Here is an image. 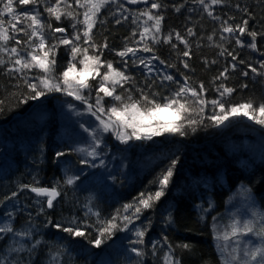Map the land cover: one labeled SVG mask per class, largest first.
Returning a JSON list of instances; mask_svg holds the SVG:
<instances>
[{
	"label": "trees",
	"instance_id": "trees-1",
	"mask_svg": "<svg viewBox=\"0 0 264 264\" xmlns=\"http://www.w3.org/2000/svg\"><path fill=\"white\" fill-rule=\"evenodd\" d=\"M152 2L148 0L147 4H130L128 0H114L97 15L92 29L97 45L105 42L108 44L106 49H100L103 52L101 59L112 61L114 67L121 68L133 78L125 87L132 90L134 97L139 98L136 89L142 88L149 93H160L157 99L162 101L164 96L170 95L179 86L176 82L162 79L164 75H173L179 83H184L187 77L188 82L197 89L203 83L207 89L204 95L208 100L215 99L216 82L233 88L235 91L232 94L235 96L257 100L264 98V74L252 72L254 67L247 61L249 57L264 60V0H221V3L215 5L211 4V0H205L209 5L208 10L199 0H154L161 7L151 9V12L163 17L161 32L158 34L160 42L153 44L149 38L147 43L154 51L143 52L144 42L137 44L135 41H140L139 33L143 31L141 22L147 17L141 16L137 24H133L132 20L134 15L150 9ZM55 3L56 0H47L35 5V11L39 12L45 24L46 48L58 44L59 38L63 37L53 32V29L65 28L64 36L69 39L74 32L73 19L61 15L57 21L45 11L46 7ZM68 3L72 5L71 8L67 5L62 7L66 11L80 13L79 18L83 19L84 9L79 8L75 0H68ZM13 6L19 12H32L34 7L31 4L19 5L15 0ZM209 11L212 15L208 14ZM8 19L10 17L5 14L4 20ZM117 19L121 23L117 24ZM245 20L248 24L243 35L238 29L234 33L223 31L222 25L235 29L237 25L243 26ZM148 23L149 26L152 24L151 21ZM48 24H51V29L47 27ZM17 27H26V24H18ZM83 28L84 25L77 24L82 39L75 43L87 47L82 44ZM189 29H192V35H189ZM134 30L136 36H132ZM253 31L258 34L255 50L248 47L253 40L248 32ZM176 33L187 41V47L176 38ZM169 34L171 42L164 43V38ZM16 39L25 41L27 36L19 33ZM237 39L244 46L237 44ZM33 41L39 43L36 37H33ZM125 44L137 49V57L144 58L146 62L155 55L165 64L153 60L150 65L153 71L149 72L138 62L133 65L134 57L129 54L124 58L128 61L125 68L121 58L116 55L117 51L124 49ZM6 46L9 49L13 46L18 50L28 49L26 44L17 45L14 40H10ZM95 51L89 48V54ZM184 51H190V57L183 56ZM36 52L43 55L39 49ZM20 54L27 56L25 51ZM0 58L5 61L0 65V223L11 220L15 230L29 226L33 230L31 239L23 240L12 233H0V254H5L10 264H49L50 255L57 252L60 253L59 264H164L163 257L170 249L173 260L179 261V264H224L226 258L230 259L229 248L221 252V246L224 245L221 238H216V226L221 212H229L227 205L233 195L237 194L227 195L226 191H221L224 188H220L219 183L201 181L200 176L192 171V163L186 152L180 156L174 155L176 158L171 155L169 145L177 146L176 141L160 148L167 141L163 135L151 140L132 143V139L122 143L111 132H101L98 139L102 143L97 148L99 156L96 159L77 151L85 147L91 150L93 143L89 136L99 126V121L86 110L87 105L63 92H50L35 100L31 99L33 93L24 83L25 73L12 70L19 67L14 64L17 57L10 58L8 53H0ZM71 58L70 46L58 44L55 49L57 74L67 68ZM82 58V54H77V61ZM184 61L189 64L188 68L184 67ZM234 64L235 68L232 67ZM225 69L227 78L220 76ZM38 72V69L33 68L27 73V78L36 82L34 75ZM245 72L248 74L244 75ZM99 80V76L95 80L92 77L87 80L93 85L89 103H94ZM118 91L122 92L123 89ZM127 94L124 93L125 96ZM111 103V97H105V107ZM192 107L196 108L194 105ZM212 114L210 106L205 108L202 123H206ZM191 117H198L201 121V116L195 110ZM248 143L249 139L242 136H226L220 143L217 139L206 141L203 147L212 149L214 145H219L221 150L213 151L217 155L222 151L241 149L237 154L241 157L246 154ZM58 152L65 155L57 156ZM233 153L231 151L229 155H236ZM173 160H176L173 175L163 188L164 195L152 201L154 207L143 209L139 219L133 218L127 226L129 230H120L123 222L118 219L116 223L119 229H112L110 235L102 237V245L95 247L92 241L98 233L95 227L89 226L96 225L97 217L93 213L98 212L103 220L111 219L117 209L132 203L140 193L161 190L158 180L172 166ZM232 163L230 171L249 172L254 183L258 180L264 182L262 161L254 162L245 158L240 162L234 158ZM150 172L152 174L149 178ZM68 176H77L78 179L72 185H67L65 180ZM22 185L55 187L61 194L54 202V207L48 208L47 198L37 197L30 188H22ZM89 208L92 212H89ZM131 211L134 209L125 214H131ZM73 219L76 223L70 224ZM56 224L64 227L79 226L86 235H70L58 229ZM137 230L145 233L143 244L132 243L137 239ZM224 233L230 234L227 243H231V233ZM246 239L253 241L252 238ZM37 240L40 244L33 250L31 246ZM21 244L25 250L11 251ZM252 246H257V243L251 242L245 246L240 242L242 249ZM132 248L142 250L144 255L137 256L131 251Z\"/></svg>",
	"mask_w": 264,
	"mask_h": 264
},
{
	"label": "snow or ice",
	"instance_id": "snow-or-ice-1",
	"mask_svg": "<svg viewBox=\"0 0 264 264\" xmlns=\"http://www.w3.org/2000/svg\"><path fill=\"white\" fill-rule=\"evenodd\" d=\"M45 2H47V0H15V3L19 5L31 4L34 6L32 12H19L13 6L14 0H0V5H2V7H0V53H8L10 58L12 56L17 57L14 60V64L19 67L12 70L25 73L24 83L33 93L30 97L31 99L35 100L50 92H63L67 96H72L82 104L87 105L86 110L99 121L98 130L100 132H111L117 139L121 140L122 143H127L133 138L136 140H151L154 136H160L165 133L183 136L186 134L183 131L185 125L178 121H186L188 125L195 124L196 121L191 118V113L195 110L197 115L201 116L202 122L204 109L209 106L213 114L208 118L214 121L216 125L223 124L225 121L229 120L230 116H243L253 121L255 124L264 127V103H260L258 106L254 105L252 101L241 104H231L228 98L235 90L230 87H225L223 84H220L216 89L219 93L218 98L208 100L204 95L207 89H205L203 83H201L199 89H197L188 82L187 77L184 78V83H179L173 75H164L162 77L163 80L176 82L179 86L173 90L170 95L164 96L162 101L157 99L160 93H149L142 88L136 89V91L139 92V98L134 97L132 90L125 87V85L132 82L133 78L127 75L121 68L114 67L112 61L102 60L101 57L103 56V52L100 51V49H106L108 44L105 42L102 45H97L93 39L92 29L96 24L97 15L108 4L114 2V0H75V4L79 8L84 9L82 13L83 19L79 18L80 13L66 11L62 7V5H67L68 8L72 7V5L68 3V0H56L54 5L45 8V11L51 16H54L57 21L61 19V15L70 17L74 21L72 24V28L74 29L72 38L69 39L67 36H63L58 40V44L70 46L72 58L69 60L67 68L57 74L55 49L58 47V44L50 45L46 48V38L44 36L45 24L40 18L39 12L35 11V5ZM141 2L147 4L148 0H128L130 4ZM199 3L204 5L205 10H208L209 5L205 3V0H199ZM219 3H221V0H211V4L213 5ZM120 7L123 8V5L121 4ZM160 7L161 5L153 0L150 9H145L133 16V24H137L141 16L147 17L146 20L141 22L143 24V31L139 33L140 41H135L137 44L144 42V47L142 48L143 52L154 51V48L147 43L149 38L153 44L160 42L158 34L161 32L163 17L151 12V9H159ZM177 11H179V9H177ZM5 14L10 17L7 21L4 20ZM208 14L212 15L210 11ZM124 19H127V17H124ZM29 21L30 23H28ZM149 21L152 22L150 26L148 23ZM116 23L119 24L121 21L117 19ZM18 24H26V27H17ZM77 24L84 25L82 29V44L87 45V47L75 43L82 39L81 30H77ZM224 24L226 25L227 22L225 21ZM247 24L248 21L245 20L243 26L237 25L235 29L232 26L222 25V27L224 32L234 33L238 29L240 34L243 35L246 31ZM47 27L49 29L52 28L51 24H48ZM53 32L65 33L66 29L57 27L53 29ZM188 32L189 35L193 34L192 29H189ZM19 33H24L27 36V40L21 41L20 39H16V35ZM136 34L137 32L134 30L132 36H136ZM248 35L253 38L248 47L255 50V38L258 34L253 31L248 32ZM33 37L38 38L39 43H35ZM176 38L185 43L187 47V41H185L179 33H176ZM209 39L211 40V37H209ZM10 40H14L17 45L22 43L26 44L28 49L31 50H18L15 46L9 49L6 45ZM170 42L171 34L164 38V43ZM236 43L244 46L240 39H237ZM173 47H175V45H173ZM89 48L95 49L96 51L93 54H89ZM36 49H39L43 55L38 54ZM21 51H25L27 56L21 55ZM136 53L137 49L125 44L124 49L117 51L116 55L121 58L125 68L128 65V61L124 58L129 54L134 57V59H132L133 65H136L138 62L140 65H144L149 72L153 71V68L150 66L153 60H159L160 64H165V61L160 60L158 56L153 55L146 62L144 58L137 57ZM77 54H82L83 58L77 61ZM223 54L222 52L221 55ZM229 55H231V53H229ZM183 56L190 57V51H184ZM232 58L234 60L236 59L235 56ZM4 63L5 61L0 58V65ZM77 63L83 65V68L77 76L73 77L71 74L77 71ZM241 63H243V61H241ZM183 64L185 68L189 67L186 61H184ZM167 66L172 67V65ZM232 67L235 68L236 65L234 64ZM261 67H264V64H262ZM33 68L39 70V72L34 75L36 82H32L27 78V73L31 72ZM101 69H104V71L101 72ZM251 70L254 73L257 71L255 68ZM226 72L227 69L221 72L220 76L227 78ZM84 73L91 75L93 80H95L97 76L100 77L96 85L94 103H89L93 85L88 83L84 78ZM92 73H95V75H92ZM247 74V72L244 73V75ZM219 78L220 77H216L215 79ZM118 89H123V91H118ZM85 90H88L87 94H85ZM125 92L128 93L127 96L124 95ZM101 93L103 95H101ZM105 97H111L113 101L108 107H105ZM193 105L196 106V108H193ZM69 107L71 108L72 105H69ZM216 109L219 111H216ZM129 129L130 131H128ZM85 131H88V129H85ZM90 135L93 139V144L90 146L91 150L81 148L77 149V151L85 152L88 156L96 159L99 156L97 148L102 143V140L97 138L96 130H93ZM63 155H65L63 152L57 153V156ZM81 163H87V161H81ZM102 164L103 161H101V165ZM175 164L176 160H173L172 166L167 169L166 173L162 174L161 178H159L158 183L161 185V190L155 193H140L132 203L123 205L122 209H117L115 215H113L111 219L103 220L100 218L98 212L93 213V215L97 217L96 225L89 226L95 227L98 233L97 238L92 241L95 247L99 248L102 245L104 242L102 237L106 234L110 235L112 229H119V225L116 223L118 219L123 222V228L120 230H129L127 226L133 221V218L139 219V214L143 209L154 207L152 201L159 200L160 197L164 195L163 188L167 186L169 179L172 177ZM76 179H78L77 176H68L65 183L67 185H72ZM22 188H30L37 197H47L46 202L48 208L54 207L53 201L61 194L55 187L44 188L22 185ZM12 195L15 196L16 193H12ZM133 209L134 211H131V214H125ZM89 212H92L91 208H89ZM8 215L11 217L12 214L9 213ZM253 215H256V213ZM260 216L261 224L258 228L254 226V221L251 219L242 222L234 221L232 225H230L233 240L231 243L221 246L222 253L226 248L231 247V252L229 253L230 259L226 258L224 264H264V214H260ZM69 223L75 224L76 222L73 219ZM55 226L76 237H84L86 235L85 231L79 226L64 227L61 224H56ZM32 231L30 226L22 230H15L11 220L0 223V233H12L15 237L21 238V240L26 238L31 239ZM253 234L260 239L259 246L242 249L239 240L235 239L238 235L248 236ZM135 235L137 239L132 241V243L143 244L144 231L137 230ZM216 238L219 239V236ZM225 239H228L227 234L225 235ZM233 243L236 245L235 247H232ZM39 244L40 241H35L31 246L32 249L34 250ZM153 247H155V245H153ZM183 247L187 248L188 245H183ZM23 250L25 249L22 244L18 248L13 247L11 249L12 252H20ZM131 251L136 253L137 256L144 255L142 250L137 248H132ZM238 253L239 255H237ZM59 259L60 253H54L50 255L49 264H59ZM163 260L164 264H179V261L173 260L171 249L169 253L164 255ZM0 264H10L5 254H0Z\"/></svg>",
	"mask_w": 264,
	"mask_h": 264
},
{
	"label": "rangeland",
	"instance_id": "rangeland-1",
	"mask_svg": "<svg viewBox=\"0 0 264 264\" xmlns=\"http://www.w3.org/2000/svg\"><path fill=\"white\" fill-rule=\"evenodd\" d=\"M57 34L64 36L66 32H58ZM247 61L257 70V72L264 74V67H261V65L264 64V60L249 57ZM76 68L77 71L71 74L73 77L80 73L83 65L77 63ZM83 75L86 80H88L89 77H92L87 73H84ZM92 75H95V73H92ZM220 84L222 83H215V99L219 96V93L216 89ZM228 101L231 104H241L247 101H252L254 102V105L258 106L260 103H264V98L257 100L231 94V96L228 98ZM216 111L219 110L216 109ZM83 115H86V112H83ZM191 118L196 121L195 124L188 125L186 121H178L180 123H184L185 126L183 131L186 133L185 135L181 136L178 134L168 133L163 134L167 141L160 148L168 146L170 143L173 144V141H176L178 143L177 146H172V149H170L169 145L168 149L171 150V155L173 158H176L174 155L178 154V156H180L183 155L184 152L188 153L192 163L191 169L195 174L200 176L199 178L201 181L205 183H219L220 188L226 189L225 194L232 190L235 194H237L231 200H237L234 203L240 204V210L221 214L217 223L219 228L216 226L217 236L223 240V245H226L229 243H227L228 239H225L226 233L224 232L229 231L231 233V227L226 225H232L234 221L242 222L248 219L253 220L254 226L257 228L261 224L260 214H264V182H259L260 180H258L256 183H254L253 176L250 175L249 172L238 173V171L232 172L229 169L233 167L232 162L234 158L240 160V162H243L245 158L251 161L259 159V161H262V164H264V127L255 124L253 121L248 120L243 116H230L229 120L219 125H216L215 122L210 119H208L206 123H202L198 117ZM95 130L98 138L101 132L98 129ZM128 131H130V129ZM230 135H235L232 137L242 136L249 139V145H245L246 154L243 153L244 155H241V157L238 156L237 154H239L241 149H237L230 150L228 152L222 151L219 155H217L213 153V151L214 149H220L219 145H214L212 149H205L203 147V144L206 141H214L217 139V142L220 143L223 137ZM89 139L93 143L91 135L89 136ZM144 140L145 139L136 140L133 138L132 143ZM179 144L181 146H179ZM231 151L236 155H229ZM82 153L85 154V152ZM225 155H227V157H225ZM223 181L225 183H221ZM257 201L263 204L262 207L258 205ZM254 213H256V215H253ZM227 236L229 238L230 234H227ZM246 238L250 240L252 238L253 241H249ZM236 239L239 240V242L244 243L245 246H248L251 242H256L257 246L260 244V239L254 234L248 236L238 235ZM235 246L236 245L234 244V247ZM229 250H231V247H229Z\"/></svg>",
	"mask_w": 264,
	"mask_h": 264
},
{
	"label": "bare ground",
	"instance_id": "bare-ground-1",
	"mask_svg": "<svg viewBox=\"0 0 264 264\" xmlns=\"http://www.w3.org/2000/svg\"><path fill=\"white\" fill-rule=\"evenodd\" d=\"M262 32H264V31H262ZM264 35V34H263ZM230 136H235V135H230ZM164 147H167V146H164ZM170 149H172V146H170ZM187 155H188V153H187ZM189 157V156H188ZM249 160V159H248ZM254 162H259V159L258 160H254ZM258 165V164H257ZM149 175V177L151 176V174H152V172H150V173H148ZM221 191H226V189H221ZM231 195V194H235L234 193V191L232 190V191H229L228 193H227V195ZM263 194H264V191H263ZM233 196H235V195H233ZM234 198V197H233ZM235 201H237L236 199H234V200H231V201H229V203H228V208H229V212H234L235 210L236 211H239L240 210V204L239 203H234ZM257 203H258V205L260 206V207H262V203L261 202H259V201H257ZM224 213H228V211H223V212H221V214H224Z\"/></svg>",
	"mask_w": 264,
	"mask_h": 264
},
{
	"label": "water",
	"instance_id": "water-1",
	"mask_svg": "<svg viewBox=\"0 0 264 264\" xmlns=\"http://www.w3.org/2000/svg\"><path fill=\"white\" fill-rule=\"evenodd\" d=\"M44 188H49V187H44ZM32 192V191H31ZM33 193V192H32ZM35 194V193H34ZM36 195V194H35ZM43 197V196H42ZM59 197V196H58ZM57 197V198H58ZM44 198H47V197H44ZM57 198L53 201V203L57 200Z\"/></svg>",
	"mask_w": 264,
	"mask_h": 264
}]
</instances>
